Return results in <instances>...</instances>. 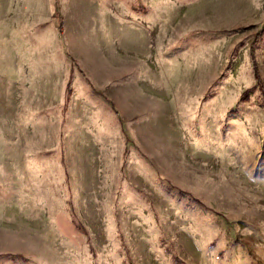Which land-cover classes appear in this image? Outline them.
<instances>
[{
  "label": "rangeland",
  "instance_id": "1",
  "mask_svg": "<svg viewBox=\"0 0 264 264\" xmlns=\"http://www.w3.org/2000/svg\"><path fill=\"white\" fill-rule=\"evenodd\" d=\"M256 69L264 0H0V264H264Z\"/></svg>",
  "mask_w": 264,
  "mask_h": 264
},
{
  "label": "trees",
  "instance_id": "2",
  "mask_svg": "<svg viewBox=\"0 0 264 264\" xmlns=\"http://www.w3.org/2000/svg\"><path fill=\"white\" fill-rule=\"evenodd\" d=\"M256 77H257V79H258V82H257V85L261 88V90H263V92H264V84H263V82H262V79H261V77H260V73H259V71H258V69H256ZM254 87H256V86H254ZM248 91V90H247ZM246 91V92H247ZM245 92V93H246ZM245 96L247 95V94H244Z\"/></svg>",
  "mask_w": 264,
  "mask_h": 264
}]
</instances>
